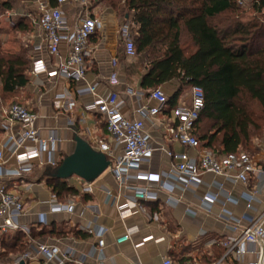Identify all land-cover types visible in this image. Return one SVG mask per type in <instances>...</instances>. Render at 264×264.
<instances>
[{"label":"crops","instance_id":"1","mask_svg":"<svg viewBox=\"0 0 264 264\" xmlns=\"http://www.w3.org/2000/svg\"><path fill=\"white\" fill-rule=\"evenodd\" d=\"M24 1L30 8L29 1L36 0ZM39 1L50 4L49 0ZM92 7L90 10L100 20L101 28L90 40L88 74L79 84H70L62 77L49 78L46 74L33 77L30 74L32 64L37 58L44 57L50 61L51 68L55 65V60L47 56L43 35L34 27L30 32H17L21 40H25L22 44L16 42L14 47H8L10 40L8 39L7 44L3 41L5 52L20 55L25 51L30 60L29 84L9 99L28 106L38 117L37 124L42 136H47L53 129L58 130L62 139L60 161L64 156L73 153L75 136L81 137L91 146L107 137L108 143H103L104 147H114L107 131L105 117L89 108L95 97L81 98L77 95L79 89L97 85L96 98L107 97L116 92L125 102L121 111L123 115L130 119L140 118L136 110L152 104V89L145 90L141 87L143 77L153 62L168 59L173 53V45L164 42L154 44L141 55H129L126 43L119 34V28L132 15L126 14L124 21L114 10L103 7L101 3ZM64 9L70 23H74L79 11L67 5ZM21 18H25L24 13ZM40 45H43V49L37 51ZM66 50L67 46L63 44L61 52L65 54ZM160 88L167 94L169 104L164 114L157 119L158 128L152 129L146 121V129L154 137L156 151L153 158L142 165L140 171L165 176L173 170L175 161L161 150V147L177 154L188 152L195 156L197 152L189 151L172 141L166 133L165 117L169 116L174 107L189 104L191 86L182 85L180 80H172ZM77 99L79 105L73 109L61 108L62 105ZM0 101L6 100L0 96ZM9 104L0 103V109ZM7 135L8 131L0 130V145ZM252 143L254 151L250 156L258 167L264 169V153L261 151L264 136L254 137ZM119 153V149L115 151V155ZM6 159L8 166L16 164L9 154ZM48 167L35 161L33 171L29 175L10 183L11 188L18 191L25 200L26 213L20 222L31 227L34 233L45 228L48 234H37L36 237L30 238L24 236L23 244L26 250L15 254L8 253L4 242H9L10 237L22 233L10 234L5 239L0 235L2 262H12L24 253H29L31 257L22 264H45L44 258L36 255V246L50 243L59 245L63 250L72 249L76 257L86 264H163L165 258L175 263L188 260L195 264H218L226 253L222 243L239 234V231L233 229L234 225L239 223L241 229L246 228L264 211V180L252 176L248 186H244L232 178L206 173L198 184H190L187 187L183 180L170 183L169 189L158 191V187L153 186L157 190L156 200L141 202L143 210L130 206L125 217H121V212L124 211L122 207L134 200L133 193L117 183L111 170H107L92 182L91 193L83 191L88 182L76 176L66 180L80 194L62 201L53 195L44 179ZM138 185L142 186L144 183ZM56 202L74 203V213L57 210L54 205ZM41 215H45L44 222L41 221ZM87 222L92 223L94 227L108 229L106 246L102 253L95 251L98 239L84 230ZM130 229L133 230L131 241L117 244L116 240L125 236ZM141 241H144V245L135 247ZM251 248L253 251L254 247ZM256 260V254L248 253L241 260L227 259L220 264H251Z\"/></svg>","mask_w":264,"mask_h":264},{"label":"built area","instance_id":"2","mask_svg":"<svg viewBox=\"0 0 264 264\" xmlns=\"http://www.w3.org/2000/svg\"><path fill=\"white\" fill-rule=\"evenodd\" d=\"M101 1L56 0V6H52L46 1L36 0V15L25 14L24 17L28 18L32 26L43 35L47 56L55 60V65L51 68L50 61L44 57L37 58L30 71L33 77L42 74H46L49 78L62 77L70 84H79L85 80L88 74L87 62L91 56L89 43L101 28L100 20L90 9ZM238 3L240 6H246L243 1H238ZM256 3L258 4V1ZM66 5L79 11L74 23H70L66 16L64 9ZM137 29L133 15L119 28V34L126 43L127 53L131 56L135 55L133 39ZM63 44L67 46L65 54L61 52ZM42 49L43 45H40L36 50ZM96 93L97 85L77 91V95L81 98L95 97L89 108L105 117L107 131L114 145L112 149H107L102 142H99L92 147L107 156L111 162L108 170H111L117 183L133 193L134 200L122 207L124 211L121 212V217H125L130 206L143 210L140 203L156 200L157 190L169 189L170 183L183 180L186 182V187L190 184H198L206 173L232 178L244 186H248L252 176L264 180V169L258 167L248 153L237 151L219 156L202 148L195 134L197 122L205 108V92L200 86H191L189 104L174 107L169 116L165 117L168 137L189 151H196L197 154L195 156L188 152L177 154L161 147L160 149L175 161L173 170L165 176L143 173L140 169L144 163L153 158L156 151L155 140L146 129V121L150 123L152 129L158 128L157 119L164 114L169 104L167 94L160 87L152 90L150 94L152 104L136 110L140 118L130 119L121 112L125 102L118 93L112 92L107 97L97 98ZM78 105L77 99L67 105H62L61 108L71 110ZM37 121L38 117L31 112L29 107L20 103H11L0 109V130L8 131V135L0 145L1 236L22 233L26 238H30L32 232L31 227L20 222L26 213L24 197L12 189L10 183L22 180L29 175L33 171L35 161H38L41 166L52 168L58 167L60 163L62 139L58 130L53 129L47 136H42ZM118 149L121 153L115 155ZM261 151L264 153V144ZM7 154L16 161L15 165H7ZM138 183H144V185L139 186ZM153 186H157V190ZM83 191L91 193L92 183H88ZM108 195L111 194L108 193ZM54 205L59 211H66L70 214L75 211V204L72 202L65 204L56 202ZM41 216V221L44 222L45 215ZM233 229L239 231V234L222 243L226 248V253L218 264L227 259L241 260L248 253L257 255V260L251 264H264V211L248 227L241 229L240 224L236 223ZM84 230L98 239L95 251L102 253L106 246L105 237L108 229L94 227L92 223L87 222ZM132 234L133 230H128L125 236L116 240V243L131 241ZM142 245L144 241L137 243L135 247ZM251 247H254L253 251ZM36 255L42 256L45 264H86L76 257L75 251L63 250L56 244H38ZM30 257L29 253H24L12 262L0 261V264H22ZM163 264L194 263L192 261L175 263L165 258Z\"/></svg>","mask_w":264,"mask_h":264},{"label":"trees","instance_id":"3","mask_svg":"<svg viewBox=\"0 0 264 264\" xmlns=\"http://www.w3.org/2000/svg\"><path fill=\"white\" fill-rule=\"evenodd\" d=\"M10 1L1 3L0 15L13 9ZM49 2L56 6V0ZM126 8L127 15L135 11L136 55L146 53L154 44L173 45L168 59L150 65L142 89L154 90L172 80L200 86L205 92V108L195 134L202 148L219 156L254 151L253 138L264 136V0L258 1L251 13L245 12L237 0H127ZM15 30L30 32L33 26L28 18H21ZM184 33L191 40V53L183 46ZM29 68L25 51L20 55L5 52L0 38L3 99L13 97L29 84ZM255 104L259 105L260 114L255 112ZM205 121L210 126L201 133ZM64 158L58 167H48L44 173L53 195L62 201L80 194L67 181L56 177ZM37 234L45 236L48 232L45 228L38 233L32 230L31 236ZM24 238L18 234L4 242L8 253L25 251ZM184 261L188 260L177 263Z\"/></svg>","mask_w":264,"mask_h":264},{"label":"rangeland","instance_id":"4","mask_svg":"<svg viewBox=\"0 0 264 264\" xmlns=\"http://www.w3.org/2000/svg\"><path fill=\"white\" fill-rule=\"evenodd\" d=\"M3 1L4 0H0V5H1V3H3ZM126 1L127 0H102L101 4L103 7L111 8L112 10H114L118 14V16L120 18H122V20L125 21V19H124L125 15L129 14L128 10L126 8ZM237 1H243L246 4V6L245 7L241 6V7L244 9L245 12L251 13L256 9L254 5H258L256 2L261 1V0H237ZM10 2L13 5V9L10 12L4 13V15H0V30L2 31L0 38L2 40V47H4L3 41L5 43L6 42L8 43L10 40V43H8V47L9 46L14 47V44L16 42L17 43L19 42V44L24 43L25 40L24 41L21 40V36L15 30V24L17 23V21L19 19H21V15L23 13H24V15L25 14L36 15V1H29V3L31 4L30 8H29V6L26 5V1H24V0H12ZM1 8H2V6H0V9ZM133 14H134L133 11H131L130 15H133ZM248 17H250V16H248ZM7 37H9V38H7ZM26 44H27V42L24 45H26ZM183 46L187 49L188 53H191L194 50L191 47V40L186 33H184V37H183ZM0 96L2 97L1 92H0ZM0 103H5V104L10 103L11 104V103H19V101L7 99L6 101H0ZM254 110L258 114L261 113V109L259 108L258 104L254 105ZM209 126H210L209 121L203 122L201 124V129H202L201 133H206V131L209 129ZM104 139L105 140H103L101 142L102 143H108V138L105 137ZM244 152L251 153L248 150H245ZM71 181L74 182L75 180H71ZM66 228H68V227H66Z\"/></svg>","mask_w":264,"mask_h":264},{"label":"water","instance_id":"5","mask_svg":"<svg viewBox=\"0 0 264 264\" xmlns=\"http://www.w3.org/2000/svg\"><path fill=\"white\" fill-rule=\"evenodd\" d=\"M74 141V151L64 158L56 177L66 181L76 176L92 183L109 169L111 162L103 152L94 149L81 137L75 136Z\"/></svg>","mask_w":264,"mask_h":264}]
</instances>
